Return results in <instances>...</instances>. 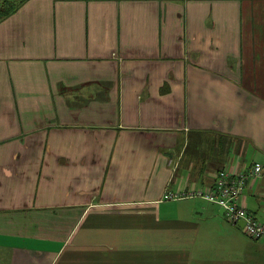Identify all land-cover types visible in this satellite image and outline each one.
I'll use <instances>...</instances> for the list:
<instances>
[{"label": "crops", "instance_id": "crops-1", "mask_svg": "<svg viewBox=\"0 0 264 264\" xmlns=\"http://www.w3.org/2000/svg\"><path fill=\"white\" fill-rule=\"evenodd\" d=\"M0 20V264H264L202 198L263 170L264 0H18ZM17 1V3H18Z\"/></svg>", "mask_w": 264, "mask_h": 264}, {"label": "built area", "instance_id": "built-area-1", "mask_svg": "<svg viewBox=\"0 0 264 264\" xmlns=\"http://www.w3.org/2000/svg\"><path fill=\"white\" fill-rule=\"evenodd\" d=\"M263 170L259 162L252 163L245 171L231 173L229 170L218 171L210 187L195 188L188 191H166L163 199H181L198 197L216 203L223 211L224 217L235 223L241 221L247 236L264 238V224L240 202L245 182L257 177Z\"/></svg>", "mask_w": 264, "mask_h": 264}, {"label": "trees", "instance_id": "trees-1", "mask_svg": "<svg viewBox=\"0 0 264 264\" xmlns=\"http://www.w3.org/2000/svg\"><path fill=\"white\" fill-rule=\"evenodd\" d=\"M6 0H4L5 2ZM18 0H10L9 2V6L8 8L5 7V3L7 2H3L1 4V7H0V20H2L3 18H5L6 16H8L9 14L13 13L15 11V9L21 4V2L18 1ZM16 2V3H15Z\"/></svg>", "mask_w": 264, "mask_h": 264}, {"label": "rangeland", "instance_id": "rangeland-1", "mask_svg": "<svg viewBox=\"0 0 264 264\" xmlns=\"http://www.w3.org/2000/svg\"><path fill=\"white\" fill-rule=\"evenodd\" d=\"M6 1H7V2H6ZM6 1H5V2H6V3H5L4 0H0V7H1V4L4 2V3H5V7L8 8L10 0H6ZM4 3H3V4H4ZM15 3H16V2H15Z\"/></svg>", "mask_w": 264, "mask_h": 264}]
</instances>
